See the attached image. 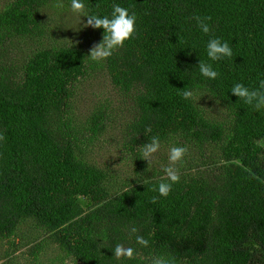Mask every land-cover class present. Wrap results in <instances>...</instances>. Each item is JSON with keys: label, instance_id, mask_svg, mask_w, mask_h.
Segmentation results:
<instances>
[{"label": "trees", "instance_id": "trees-1", "mask_svg": "<svg viewBox=\"0 0 264 264\" xmlns=\"http://www.w3.org/2000/svg\"><path fill=\"white\" fill-rule=\"evenodd\" d=\"M62 1L6 0L0 12V243L17 250L23 229L44 231L29 250L32 264L47 247L60 264H150L158 253L175 264H264V111L230 92L236 82L255 88L264 78V0H85L92 13L109 14L119 3L138 16L134 36L98 63L115 88L137 93L125 151L143 165L140 149L152 135L220 147V161L205 175L182 174L156 203L161 178L114 191L108 171L83 155L107 128L105 111L88 124L72 117L79 84L97 65L88 55L104 30L88 25L84 43H45L56 34L47 31L52 11L69 10ZM194 16H210L212 31H200ZM214 36L230 43L231 58L209 60ZM199 60L213 64L215 80L200 75ZM184 87L209 94L231 120L211 118L199 95L183 97ZM132 226L148 247L135 244ZM97 237L109 248L135 246L138 255L117 261Z\"/></svg>", "mask_w": 264, "mask_h": 264}, {"label": "rangeland", "instance_id": "rangeland-1", "mask_svg": "<svg viewBox=\"0 0 264 264\" xmlns=\"http://www.w3.org/2000/svg\"><path fill=\"white\" fill-rule=\"evenodd\" d=\"M6 0H0V12L4 8ZM65 7L69 10L60 9L55 14L52 11V19L47 22V31H54L56 34L44 39L45 43H59L53 41L68 40L80 41L84 43L88 36L89 26L86 19L78 14H74L70 9V4L63 0ZM50 17L48 14L46 16ZM62 22L57 27V21ZM137 93L122 92L115 88L107 69L103 64H95L89 67V74L79 84L75 100L72 117L78 123L88 124V117L98 111H105L109 114L106 118L107 128L100 133L94 142L85 149L83 155L92 164L108 171L110 175L109 187L112 190H120L124 183H133L135 177L162 178V165L167 164V150L169 143H164L161 151L156 154V160L151 165L152 171H148V163L143 159V165H139L132 150L125 151L126 130L128 124L133 120L137 109ZM200 105L211 117L222 122H229V110L218 101H215L209 94L204 93L198 96ZM228 125V124H227ZM174 143V142H173ZM188 144V153L184 158V163L180 165L182 174H193L200 177L213 165L220 161L218 145H208L204 149L195 144ZM135 176V177H133ZM132 177V178H131ZM21 234L25 236L18 249L5 240L0 243V264H32L36 261L30 255L31 247L38 239L44 238L46 233L34 228H25ZM19 242V239H17ZM5 244V245H4ZM58 252L53 247H47L39 255L37 264H60L57 260Z\"/></svg>", "mask_w": 264, "mask_h": 264}, {"label": "clouds", "instance_id": "clouds-1", "mask_svg": "<svg viewBox=\"0 0 264 264\" xmlns=\"http://www.w3.org/2000/svg\"><path fill=\"white\" fill-rule=\"evenodd\" d=\"M70 9L73 13L86 17L87 25L93 28H102L103 38L96 43L90 50L89 59L93 62L100 63L119 49L124 47L125 41L130 40L137 31L138 16L137 13L129 7H125L119 3H113L109 14L89 12L85 0H71ZM197 27L204 34H209L212 31L210 16H194ZM207 57L210 61H220L233 56V48L230 43L221 37L214 36L210 38L206 44ZM198 69L201 76L215 80L219 73L212 63L199 60ZM230 92L250 106L255 111H264V78L259 79L258 87H249L242 82H236L232 85ZM182 95L186 100L192 99L199 95L198 90L184 87ZM152 129L146 128L145 135L151 133ZM5 139L3 133H0V141ZM164 147V142L159 135H152L146 143L142 144L140 149V157L147 161L148 171H152L151 165L156 160V154ZM188 153L186 145L170 143L167 150V164L162 165L163 177L158 181V187H154L153 191L157 193L152 197V202L156 203L161 197H168L173 190L175 184L181 180V167L184 163V158ZM135 177V176H133ZM132 178V177H131ZM136 182L146 185L150 183L151 176L138 178ZM140 229L132 226L129 229V235H134L135 244L143 247H148L149 239L139 234ZM102 248L112 250V253L117 261L121 259L133 260L138 255V249L135 246L125 243H117L114 248H109L103 237L96 238ZM100 249V250H101ZM150 264H175L174 258L166 254H154L149 258Z\"/></svg>", "mask_w": 264, "mask_h": 264}]
</instances>
